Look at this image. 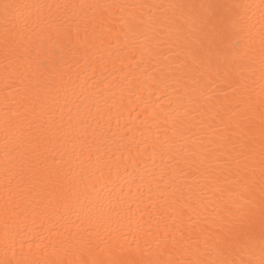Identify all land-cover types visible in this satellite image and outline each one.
I'll use <instances>...</instances> for the list:
<instances>
[{
  "label": "snow or ice",
  "instance_id": "1",
  "mask_svg": "<svg viewBox=\"0 0 264 264\" xmlns=\"http://www.w3.org/2000/svg\"><path fill=\"white\" fill-rule=\"evenodd\" d=\"M0 85V264H264V0H0Z\"/></svg>",
  "mask_w": 264,
  "mask_h": 264
},
{
  "label": "bare ground",
  "instance_id": "2",
  "mask_svg": "<svg viewBox=\"0 0 264 264\" xmlns=\"http://www.w3.org/2000/svg\"><path fill=\"white\" fill-rule=\"evenodd\" d=\"M29 2H34V0H29ZM35 2H47V3H56V2H81V0H35ZM108 2H112V0H108ZM115 2H134V0H115ZM149 2H160V0H149ZM190 2H200V0H190ZM213 2H216V0H213ZM244 2H249V0H244ZM256 2H258V0H256ZM89 59H94V57H89ZM83 62V61H82ZM125 64H128V61H125ZM109 68H111V66L109 65ZM132 70L135 72V65H131L130 67H126L125 68V72ZM137 75L139 73H136ZM105 75H107V73H105ZM124 75V73H117L114 72L112 73L111 76H109V79H112V76H115L117 78V81ZM223 87V86H222ZM0 88H2V85H0ZM117 92V99H119L120 97V93L119 90L116 89L115 90ZM0 95H2V93H0ZM129 101H131L132 103L129 104ZM125 105L128 107H131L132 104L135 103V97L134 96H128L126 97L125 101H124ZM0 109H2V104H0ZM136 113L132 112L131 114H129L128 111H125L124 116L122 117L121 122L123 123L125 120H128L132 123H135V121L132 119L133 117H135ZM113 123H115V121H113ZM2 131H0V144H2ZM2 155V154H0ZM133 191H135V187L133 188ZM146 191V189H145ZM147 202V201H146ZM145 219H147V215H145ZM47 235V234H45ZM45 243H47V240H45ZM49 253L51 252V249L48 250ZM34 258L35 259H51V255H45L43 250H36L34 248Z\"/></svg>",
  "mask_w": 264,
  "mask_h": 264
}]
</instances>
